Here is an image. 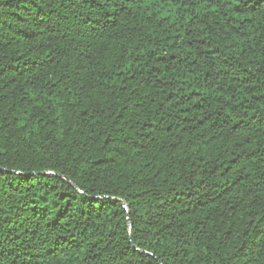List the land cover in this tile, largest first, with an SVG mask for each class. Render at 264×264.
<instances>
[{
  "label": "trees",
  "instance_id": "obj_1",
  "mask_svg": "<svg viewBox=\"0 0 264 264\" xmlns=\"http://www.w3.org/2000/svg\"><path fill=\"white\" fill-rule=\"evenodd\" d=\"M0 264H264V0H0Z\"/></svg>",
  "mask_w": 264,
  "mask_h": 264
},
{
  "label": "water",
  "instance_id": "obj_2",
  "mask_svg": "<svg viewBox=\"0 0 264 264\" xmlns=\"http://www.w3.org/2000/svg\"><path fill=\"white\" fill-rule=\"evenodd\" d=\"M129 215V214H128ZM130 222V221H129ZM130 228H131V225L129 224Z\"/></svg>",
  "mask_w": 264,
  "mask_h": 264
}]
</instances>
